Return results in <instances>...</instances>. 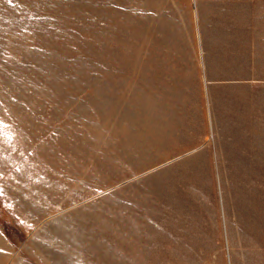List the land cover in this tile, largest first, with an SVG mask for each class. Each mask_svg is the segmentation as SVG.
I'll return each mask as SVG.
<instances>
[{
    "label": "rangeland",
    "instance_id": "374dc122",
    "mask_svg": "<svg viewBox=\"0 0 264 264\" xmlns=\"http://www.w3.org/2000/svg\"><path fill=\"white\" fill-rule=\"evenodd\" d=\"M261 1L0 0V264H264L220 100Z\"/></svg>",
    "mask_w": 264,
    "mask_h": 264
},
{
    "label": "crops",
    "instance_id": "0c3cea01",
    "mask_svg": "<svg viewBox=\"0 0 264 264\" xmlns=\"http://www.w3.org/2000/svg\"><path fill=\"white\" fill-rule=\"evenodd\" d=\"M260 10L264 12V6H261ZM262 21L263 23L256 29H243L235 25L237 28L228 29L226 35L228 38L222 43L224 52L222 69L229 68L231 74L220 80L221 113L225 110L227 112L236 110L238 114L232 113V116L257 117L261 122L258 127L248 124L249 119L237 125L236 150L239 164H260L261 162L255 161V158L258 159L262 155L264 158V17ZM225 50L228 51L227 54ZM226 96L231 97L227 103H225ZM241 158L243 161L240 160ZM258 179L261 182L262 178L258 177ZM258 179L251 176L250 180L258 182ZM259 187L261 196L264 198V185ZM263 198L262 201H264ZM256 205L258 204H253V207ZM261 206L264 208L263 204ZM253 260H255L253 264H259L255 255Z\"/></svg>",
    "mask_w": 264,
    "mask_h": 264
}]
</instances>
